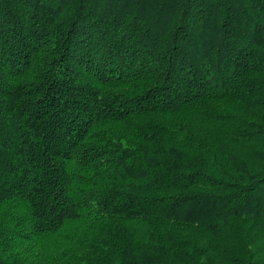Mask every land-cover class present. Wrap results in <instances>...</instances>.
<instances>
[{
    "label": "trees",
    "instance_id": "obj_1",
    "mask_svg": "<svg viewBox=\"0 0 264 264\" xmlns=\"http://www.w3.org/2000/svg\"><path fill=\"white\" fill-rule=\"evenodd\" d=\"M0 264H264V0H0Z\"/></svg>",
    "mask_w": 264,
    "mask_h": 264
}]
</instances>
